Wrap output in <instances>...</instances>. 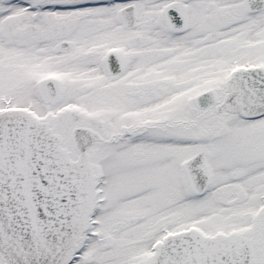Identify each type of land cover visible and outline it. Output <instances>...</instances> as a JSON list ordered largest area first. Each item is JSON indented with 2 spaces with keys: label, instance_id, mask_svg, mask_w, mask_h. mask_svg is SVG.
<instances>
[{
  "label": "snow or ice",
  "instance_id": "1",
  "mask_svg": "<svg viewBox=\"0 0 264 264\" xmlns=\"http://www.w3.org/2000/svg\"><path fill=\"white\" fill-rule=\"evenodd\" d=\"M0 264H264V0H0Z\"/></svg>",
  "mask_w": 264,
  "mask_h": 264
}]
</instances>
